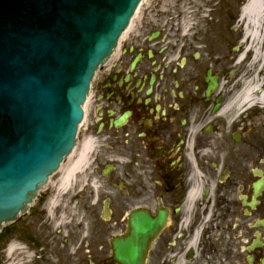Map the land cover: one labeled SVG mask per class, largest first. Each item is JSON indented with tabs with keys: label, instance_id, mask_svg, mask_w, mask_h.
<instances>
[{
	"label": "flooded vegetation",
	"instance_id": "flooded-vegetation-1",
	"mask_svg": "<svg viewBox=\"0 0 264 264\" xmlns=\"http://www.w3.org/2000/svg\"><path fill=\"white\" fill-rule=\"evenodd\" d=\"M166 1L150 0L142 34L96 75L59 225L18 227L32 264H119L134 213L161 222L145 264H264L263 22L246 38L245 0ZM195 7L213 14L192 37Z\"/></svg>",
	"mask_w": 264,
	"mask_h": 264
},
{
	"label": "water",
	"instance_id": "water-1",
	"mask_svg": "<svg viewBox=\"0 0 264 264\" xmlns=\"http://www.w3.org/2000/svg\"><path fill=\"white\" fill-rule=\"evenodd\" d=\"M141 1L0 0V229L70 154L91 81ZM129 225L115 257L145 264L161 222L136 213Z\"/></svg>",
	"mask_w": 264,
	"mask_h": 264
},
{
	"label": "rangeland",
	"instance_id": "rangeland-1",
	"mask_svg": "<svg viewBox=\"0 0 264 264\" xmlns=\"http://www.w3.org/2000/svg\"><path fill=\"white\" fill-rule=\"evenodd\" d=\"M166 2H169V4H174L173 0H169V1H166ZM195 2H196V4L200 3L198 0H195ZM237 2H238V0H227L224 3L228 7H233ZM247 2H248V0H245V3H247ZM245 3L241 6V9H239V14H242V10H243V7L245 6ZM149 4H150V0L144 1V3L142 4V6L139 9L138 14L134 18L130 29L128 30V32H126V34H125V36L123 38L124 41L127 38H135L139 34H142L143 29H142L141 26H142V24L144 22V17L146 16L147 11L150 9ZM197 8L198 7H195L193 9H191V12H190V14H193V16L195 14L198 15L197 17L191 18V19H193L195 21L192 24L191 23L187 24V25H190L192 27V29L190 31V33H191L190 35H192V37L199 36V34H201L202 31L205 29V26H206L207 21H208L207 16H208L209 10L208 11L204 10V12L201 13V12L197 11L198 10ZM200 8H202L201 5H200ZM201 14H203V16H201ZM212 14H213V12L211 11L209 13V15H212ZM261 23L264 26V20H262ZM234 27H235V24H233V28ZM236 28H242V26L239 24V25L236 26ZM72 157H74V156H72ZM71 160H72V158H71ZM57 177H58V175L55 176V178L53 179L51 184L44 189V192H42V194L44 193L45 196H44V199H42L44 201V204L39 209L40 216H38L37 218L27 217L24 220L21 219L18 223H16L17 227H19L22 222H28L30 224V227H29L28 231L30 232L31 230L33 231L34 229H36V227L54 226V225H56L57 222L52 221L53 217L49 218V213H50L49 204H50V200L56 194L55 185H56V183L59 180V178L56 180ZM61 195H64V193H62ZM56 215H57V213H56ZM14 236H15L14 233H13V235H11V233H10L9 236H3L2 235L0 237V264H5L6 263V258L8 257V250H9V248H10V246L12 244H19L20 246L26 248V252H27L26 253L27 259L26 260L28 261L27 264H32V260H31V257H32L31 244L26 242L23 239L21 234H20L21 239H20L19 236H15V237L18 238V240L14 239L13 238ZM15 258H16V255L14 256L13 259L15 260Z\"/></svg>",
	"mask_w": 264,
	"mask_h": 264
},
{
	"label": "bare ground",
	"instance_id": "bare-ground-1",
	"mask_svg": "<svg viewBox=\"0 0 264 264\" xmlns=\"http://www.w3.org/2000/svg\"><path fill=\"white\" fill-rule=\"evenodd\" d=\"M264 18V0H249L243 9L241 16L242 26H244V36L250 38L255 36L256 32L260 28L262 19ZM129 26V25H128ZM129 28V27H128ZM128 28L123 33L121 38H124ZM255 30V32H254ZM91 142H87L81 152L72 159L69 164L61 171L60 178L56 184V195L50 203V216L52 217V211L59 205V196L69 186L75 172L81 168L86 162V155ZM26 248L19 244H12L8 250V257L5 264H27ZM16 255L15 260L13 259Z\"/></svg>",
	"mask_w": 264,
	"mask_h": 264
}]
</instances>
